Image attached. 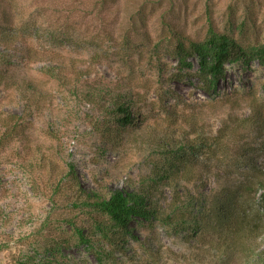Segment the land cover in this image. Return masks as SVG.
I'll return each mask as SVG.
<instances>
[{"label":"rangeland","instance_id":"obj_1","mask_svg":"<svg viewBox=\"0 0 264 264\" xmlns=\"http://www.w3.org/2000/svg\"><path fill=\"white\" fill-rule=\"evenodd\" d=\"M93 2L0 0V264H264V0Z\"/></svg>","mask_w":264,"mask_h":264},{"label":"trees","instance_id":"obj_2","mask_svg":"<svg viewBox=\"0 0 264 264\" xmlns=\"http://www.w3.org/2000/svg\"><path fill=\"white\" fill-rule=\"evenodd\" d=\"M101 4L104 5L105 0H94L91 8H94V10L96 8L99 9L98 5ZM98 11L101 12V9ZM6 42L0 32V45L4 46ZM211 45H214V43H211ZM181 53L184 54L183 60L194 56L198 58L199 72L196 74L197 83L199 84V89L206 95H210L215 91L217 82L223 77L224 66L239 61L244 56L241 47L230 39H224L223 42L216 45L214 50L203 48L187 49L182 42H178L175 47V55H180ZM259 55L263 57L264 61V50H261ZM123 121L127 122L128 120L124 118ZM258 188L262 190L261 197L264 200V181L259 182ZM248 189L249 187L246 188V190ZM97 204L123 230L127 229L130 216L139 215L146 217L144 211H135L129 208L126 197L119 192H114L107 200L97 201Z\"/></svg>","mask_w":264,"mask_h":264}]
</instances>
